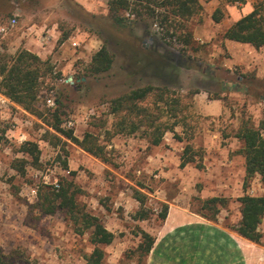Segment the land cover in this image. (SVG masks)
Instances as JSON below:
<instances>
[{
  "label": "rangeland",
  "instance_id": "rangeland-1",
  "mask_svg": "<svg viewBox=\"0 0 264 264\" xmlns=\"http://www.w3.org/2000/svg\"><path fill=\"white\" fill-rule=\"evenodd\" d=\"M199 1L206 4L186 21L192 33L209 2ZM245 3L264 14V0ZM241 4L221 0L212 15L216 9L223 15V9L241 11ZM164 32L158 24L119 27L109 15L107 0H0V64L10 65L11 57L26 49L22 35L51 49L42 58L51 69L39 77L36 111L0 91L8 99L0 107V264H86L84 257L93 248L89 232L76 233L64 210L43 214L37 206L47 185L72 181L79 189L78 202L114 233L113 241L102 246L106 264H148L147 256L138 260V229L157 233L165 204L167 212L171 207L178 214L182 208L189 217L232 229L241 218L239 197L264 194L259 176L244 186L242 142L235 137L243 122L259 126L264 136V99L239 83L243 73L264 80V46L241 44L231 52L222 34L202 43L194 39L183 54L176 36L163 38ZM102 46L112 55L110 68L90 75L87 68ZM225 62L236 64L227 68ZM149 85L152 91L139 104L159 116L156 124L161 128L174 124L158 145L150 143L143 122L132 134L117 132L121 118L140 119L124 108L129 103L119 106L117 99ZM51 91L55 105L47 106ZM195 91L219 99L223 111L200 113ZM57 118L60 128L71 130L76 139L88 133L104 145L108 161L52 128ZM32 143L39 152L28 154L24 147ZM187 144L194 161L180 166ZM134 189L146 195V219L133 218L140 208ZM211 197L226 201L217 205L215 219L203 207ZM259 230L263 236L258 244L264 248V216Z\"/></svg>",
  "mask_w": 264,
  "mask_h": 264
},
{
  "label": "trees",
  "instance_id": "trees-1",
  "mask_svg": "<svg viewBox=\"0 0 264 264\" xmlns=\"http://www.w3.org/2000/svg\"><path fill=\"white\" fill-rule=\"evenodd\" d=\"M225 1L232 4L245 2V0ZM107 3L109 15L119 27L141 23L149 28L152 24H158L165 31L163 38L176 36V40L184 46L181 49L183 54L187 50L185 47L195 42L193 33L187 26L186 21L201 10L202 5L199 0H107ZM222 16L220 9H216L212 18L215 22H218ZM171 28L173 29L172 33L169 32ZM146 33L151 34L149 30ZM223 38L249 43L255 48L264 46V14L259 8H253L251 12L243 15L227 28L223 33ZM147 51H145V57L149 61L151 57L150 54H147ZM186 58L190 59L189 56ZM11 59L13 61L10 65L7 62L0 64V91L25 109L36 111L35 102L40 97L38 88L42 83V81H39V77L45 75L51 69L48 61L43 60L27 49L19 51ZM111 63L112 55L105 46H102L93 54L87 72L90 75L105 72L110 68ZM184 66L190 68L189 64H184ZM213 73H216V71L214 70ZM82 76H86V74ZM239 78V83L247 87V92L250 95L258 99H264V80L257 78L255 75L244 73ZM163 88L166 89V87ZM152 89L153 87L150 85L135 88L117 99L119 106H123V103H129L124 108L140 118L137 123L132 119H126V117L121 118L117 132L132 134L143 122L147 128L145 131H147L146 135L150 143L158 145L161 143L167 129L174 131V124L169 125L166 129L161 128L159 124H156L159 116L149 107L139 104ZM194 93H198V91ZM167 102L168 104L173 103L172 100L164 103L167 104ZM170 110L174 112L176 107L170 108ZM59 124L60 120L57 118L51 126L56 131L61 132L63 136L73 139L86 152L102 161H108L104 145L99 144L93 136L86 133L82 140H78L73 137L71 130L66 131L60 128ZM235 137L242 142L240 151L244 156V186L254 176H259V180L264 186V136L261 128L243 122L235 133ZM24 148L28 154H33L35 151L39 152L37 145L34 143L31 144V147ZM189 150L190 145H185L180 157V166H185L194 161L193 157L188 155ZM34 159H38L37 155ZM78 192L79 189L72 181H63L57 188L47 185L43 193L38 195L40 200L37 206L43 214H53L58 210H64L76 233L89 232V241L93 248L84 257L86 264H106L102 246L110 244L115 235L104 226L98 216L87 211L78 202ZM134 198L139 202L140 208L134 213L133 218L137 220L148 218L149 212L143 207L146 195L134 189ZM238 200L241 203V218L236 227H232V230L251 241L259 243L263 236L259 230V224L264 216V194L259 196L244 194ZM225 202V199L220 197H211L203 201V207L211 210L210 219H215L214 217L219 211L217 205L222 206ZM167 208L168 205L165 204L160 213L162 219L166 217ZM204 216L207 217L208 215L204 214ZM137 234H139L140 240L136 250L138 251V260L142 262L151 250L155 239L151 233L141 228L138 229Z\"/></svg>",
  "mask_w": 264,
  "mask_h": 264
},
{
  "label": "crops",
  "instance_id": "crops-1",
  "mask_svg": "<svg viewBox=\"0 0 264 264\" xmlns=\"http://www.w3.org/2000/svg\"><path fill=\"white\" fill-rule=\"evenodd\" d=\"M220 2L221 0H209L206 12L199 14L202 15V22L193 25L195 40L202 43L222 35L234 22L252 11L248 3H242L241 11L237 9L225 12L223 9V17L215 22L212 18V10ZM201 4L205 5L206 2L201 1ZM225 5L228 7V3ZM22 37L23 48L40 58H44L51 50L33 36L22 35ZM221 41L231 52H235L241 44H249L227 38ZM233 64L236 63H222L227 68H231ZM246 66L250 67V64L246 63ZM257 68L259 75L261 66L258 65ZM195 98H199L196 99L197 106L203 115L213 116L224 109L219 99L209 98L206 92L196 93ZM179 210L181 211H177L178 214H174L176 209L170 207L159 231L151 233L155 240L147 255L148 264H264V248L257 242L217 223L189 217L182 212V208Z\"/></svg>",
  "mask_w": 264,
  "mask_h": 264
},
{
  "label": "built area",
  "instance_id": "built-area-1",
  "mask_svg": "<svg viewBox=\"0 0 264 264\" xmlns=\"http://www.w3.org/2000/svg\"><path fill=\"white\" fill-rule=\"evenodd\" d=\"M15 23H16V19L12 18L10 21V25L14 26ZM52 94H53V92L51 91V93H49L48 97L45 98V103L47 106H54L55 105V101H54ZM6 102H8V99L5 96L0 95V107L5 105ZM69 124H71V122H69ZM58 186H59V184L55 183V187L57 188Z\"/></svg>",
  "mask_w": 264,
  "mask_h": 264
}]
</instances>
